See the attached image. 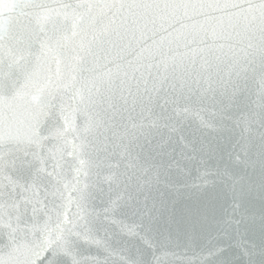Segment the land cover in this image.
I'll list each match as a JSON object with an SVG mask.
<instances>
[{"label":"snow or ice","instance_id":"obj_1","mask_svg":"<svg viewBox=\"0 0 264 264\" xmlns=\"http://www.w3.org/2000/svg\"><path fill=\"white\" fill-rule=\"evenodd\" d=\"M169 249L264 264V0H0V264Z\"/></svg>","mask_w":264,"mask_h":264},{"label":"water","instance_id":"obj_2","mask_svg":"<svg viewBox=\"0 0 264 264\" xmlns=\"http://www.w3.org/2000/svg\"><path fill=\"white\" fill-rule=\"evenodd\" d=\"M21 10L18 9L17 13L19 14ZM25 15H19L18 18L21 22L26 20V14L31 11V9L25 8L22 10ZM184 52V49H181V53ZM253 90L255 91V85H252ZM253 99H256L253 96ZM83 123L82 119L78 121ZM127 123V120H121L119 116L112 122L111 125L99 129V131L93 136L90 137L92 141V146L89 149L91 154V159L95 164L100 165V174L101 176L107 174V165L109 163H116L117 157L112 156V146L116 142V138L124 131V125ZM51 145H49L50 147ZM70 161V158H67ZM65 171H68L65 169ZM96 169H93V174L91 179L85 181L86 183L92 184L95 179ZM258 179V172L255 177ZM261 201L258 196L254 199V207L251 209L257 215L261 210ZM23 210V209H22ZM28 214L31 215V207L28 208ZM86 247V246H85ZM92 253L95 254V249H91ZM161 264H187L189 260H194L195 257L192 251H187L185 249H169L167 254H159Z\"/></svg>","mask_w":264,"mask_h":264}]
</instances>
